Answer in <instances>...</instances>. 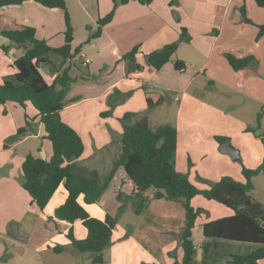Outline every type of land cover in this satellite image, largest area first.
<instances>
[{"label": "crops", "instance_id": "obj_1", "mask_svg": "<svg viewBox=\"0 0 264 264\" xmlns=\"http://www.w3.org/2000/svg\"><path fill=\"white\" fill-rule=\"evenodd\" d=\"M193 1L192 6L187 0H178L176 4L170 6L171 0H153L148 5H142L137 0H129L127 4L116 7L112 19L102 27L99 37L91 42L92 48L88 52L85 51V46L76 41L75 27L73 28L71 25L73 30L71 51L78 49L79 54L83 53L90 59L88 66H81L83 73L78 71L75 66V64L79 65L80 63L79 54L74 60L65 62L55 54H48V63L41 65V72L46 80H51L55 75V70L60 67L69 68L70 76L77 78V81L71 85L66 95V99L70 102L60 112L62 121L77 132L84 144V152L75 161L76 165L95 171L99 177H105L112 169L114 160L119 158L121 153L120 139L123 129L120 119L128 113L138 114L130 121L134 123L142 117V114H145L151 127V110L164 105L165 99L160 90H167L168 88L165 85H160L161 82L158 78L163 67L158 71L145 67L141 72L126 74V66L121 61V57L135 46H139V51L142 54H148L166 44L178 41L182 28L186 30L190 37V42L184 44H191L195 40L196 34H199L197 27L203 25L202 19L204 18L209 19L212 25L220 24L234 36L240 32H246L249 27L251 33L249 36H251L253 45H255L254 39L258 32L257 25H264V9L259 8L253 0ZM242 3L245 4L248 18L252 24H243L242 22L239 12ZM107 4L108 7L104 5L103 11L97 12V21L112 10V1L108 0ZM36 9L39 8L28 5L17 10L0 11V31L15 30L24 25L33 24L27 18L25 11H29L27 15L37 16L39 14ZM48 14L62 15L60 13ZM71 21L72 17H70V23ZM241 24L245 27L240 28ZM32 28L35 29L36 37L37 28ZM109 29H113L112 33L115 34V37L112 36ZM59 32L60 39H58V42L53 43V37L40 40H45L51 48H59L64 43V31L60 29ZM93 32L91 30V34ZM87 39L88 36H85L84 41ZM84 41H82V44H84ZM88 42L90 43V40ZM263 45L264 39L254 46L256 50L253 53L256 59L259 56H257V52ZM249 50H251L250 45L246 41L245 44L235 45L234 48L226 49L223 53L245 54ZM142 54L136 56L137 61L141 64L143 62ZM20 55V49L5 37L0 36V83L5 77L15 74L16 70L13 67V62ZM175 60H179L177 52L174 59L164 67L169 64L173 66ZM181 62L183 63V61ZM247 68L238 72L231 70L235 73H243ZM174 71L185 73L186 68L183 71H176L175 69ZM226 75H229L228 72ZM98 77L100 78L98 82H91V80L93 81ZM194 95L184 94L182 98L179 95L175 96V99L181 105L180 116L177 124L174 125L177 131L176 170L179 173L186 174L191 183L199 190L208 189L209 186L196 181L198 173H201L202 177L209 178L210 182L213 183L224 175H228L236 181H243L242 167L253 169L262 162L264 156L262 142L258 144L249 132L245 133L244 138L236 136V144L229 140L228 142L240 154V158L236 162H233L228 155L218 152L217 148L219 150L220 145L216 143L214 137H224L226 136L225 133L217 128L210 127L207 137L201 139L198 131L202 129L203 124L198 123L192 117L199 112L201 115L205 114L216 121L218 120V109L210 104L199 103L197 98L204 95L203 91ZM148 100L151 103L150 107L147 104ZM1 106L4 108L5 114L10 113L15 118L12 132L24 128L26 125L27 130L32 133L30 135L28 132L10 144L6 143L4 145L5 155H0V253L2 252L0 254V264H15V259L24 255L27 248L36 252L41 260L40 254L44 251L60 254L64 251L62 246L72 251L73 247L70 248L69 245L71 244L66 237L67 232L71 228L76 238L84 239L87 234L86 230L78 229L79 222H76L74 225L66 223L68 227L63 231L64 222L55 225L50 220L54 210L63 203L66 197L64 187L60 186L57 189L43 211L30 205V197L21 187L23 179L21 164L25 156L33 152L29 149L25 154L24 149L20 153V151H17L16 146L21 145L22 142L30 138L40 139L37 157L48 160L52 155V148L46 142L48 140L44 137L45 134L36 112L32 117L34 123L31 126L28 122L29 117L21 112L27 109L29 105L26 106L27 108H21L12 103ZM33 124L36 125L35 131ZM160 124L165 125L159 123L151 128H156ZM7 134L4 137L5 139L8 138ZM218 153L223 156L221 158L222 166L213 160L219 155ZM218 166L221 169L225 167L227 174L220 173ZM122 171L123 169L118 167L108 185H111L113 180L118 178L122 189V191L120 190V197L124 196L132 200L144 199L142 197H145L147 200L146 207L140 211L145 216L141 221L138 220V217L137 220L126 221L122 226L116 221L110 247L103 252L102 264H173L175 261H181L183 252L180 247V236L185 224L181 203L164 199L154 200L152 199L153 191H148L147 195L136 197L133 184ZM107 187L109 188V186ZM202 198V196H196L190 201L193 208H200L204 210V213H208L206 218H204L203 213L197 218L192 230V241L196 247V262L197 264H226L231 255L227 257L219 256L212 262L205 261V257H207L205 247L212 242L221 245L224 242L205 238L202 234V225L231 216L233 212L223 206V209L218 208L212 203L214 201L205 199L208 202H203ZM79 202L82 203L81 198ZM102 204L101 196L96 204L86 206V210L92 217L99 220L104 219L106 214L113 216L112 213L102 208ZM95 206H97V211L93 209ZM117 207L119 208L120 204ZM212 209L218 213L214 215ZM137 216H139L138 213ZM6 224L12 226L9 232L5 229ZM79 224L81 225V223ZM52 240L58 241L57 244L59 245L53 244ZM57 246L61 249L55 252L53 248ZM246 246L248 247V253L254 247ZM91 260L92 256H89L90 264ZM258 264H264V260L259 261Z\"/></svg>", "mask_w": 264, "mask_h": 264}, {"label": "trees", "instance_id": "obj_2", "mask_svg": "<svg viewBox=\"0 0 264 264\" xmlns=\"http://www.w3.org/2000/svg\"><path fill=\"white\" fill-rule=\"evenodd\" d=\"M111 1L112 10L97 21V29L89 35L87 42L99 37L102 27L112 19L116 7L127 4L129 0ZM137 1L142 5H148L153 0ZM177 1L171 0L170 6ZM253 1L259 8L264 9V0ZM28 5L47 13L62 14L65 25L64 43L59 48H51L45 40L37 39L35 29L29 26H23L18 30L0 31V36L8 39L21 51V55L13 62L15 74L5 77L0 83V104L12 103L21 108L31 106L43 128L44 137L51 143L52 148L49 160L29 153L21 164L23 177L21 187L29 195L30 205L43 211L57 189L63 186L66 197L54 210L50 220L55 225L63 222L70 225L81 223L87 232L86 237L76 238L73 229L70 228L66 234L67 239L75 251L93 255L91 264H102L103 252L110 247L116 222L108 214L102 220L92 217L87 212L86 206L99 201L115 170L121 167L126 178L133 184L136 197L153 191L154 200L164 199L181 203L185 221L180 236L183 256L181 261H175L173 264H197L192 230L204 210L191 206L190 201L196 196L214 201L233 212L231 216L204 223L202 234L205 238L254 246L247 254L231 255L226 264H258L259 261L264 260V207L249 196V192L253 189V178L259 174L264 177V156L258 167L254 169L242 167L243 181L224 176L208 189L199 190L186 174L176 170V129L168 124L152 129L145 114L131 123V119L138 114L128 113L120 119L123 129L120 156L114 160L112 169L105 177H99L95 171L75 164L84 152V144L77 132L62 121L60 112L70 102L66 99V95L77 78L70 76L69 68L56 69L51 80H46L41 72V65L48 63L47 56L50 53L59 56L64 62L74 60L79 54L78 49L71 51L73 30L66 2L65 0H0V11L17 10ZM239 12L243 24H252L244 3L241 4ZM257 29L255 45L264 39V25H257ZM181 42H190V37L184 28L180 31L178 41L166 44L148 54H142L139 46H135L121 57V61L126 66V74L141 72L145 67L160 70L174 59ZM138 54H142V64L136 59ZM223 56L235 72L247 68L255 61L252 49L245 54L225 52ZM75 66L83 73L80 63ZM173 67L176 71L185 68L179 60L174 61ZM147 104L148 107L151 106L149 100ZM262 113L263 107L257 113L258 124L262 119ZM245 131L255 134L251 128ZM27 132L25 127L18 129L15 139L24 136ZM214 140L218 145L229 141L228 138L218 136H215ZM261 142L264 147V134ZM196 178L204 182L200 177ZM80 198L82 203L79 202ZM60 249L59 246L53 248L55 252Z\"/></svg>", "mask_w": 264, "mask_h": 264}, {"label": "rangeland", "instance_id": "obj_3", "mask_svg": "<svg viewBox=\"0 0 264 264\" xmlns=\"http://www.w3.org/2000/svg\"><path fill=\"white\" fill-rule=\"evenodd\" d=\"M65 2L67 12L72 17L71 25L73 28L75 27L76 41H79L82 46H85L86 52L91 51V42H94L95 39H90L89 43L86 40L84 41V38L85 36L89 37L91 30L95 31L97 29V12L99 13L100 10L103 11L104 5L108 7V0H65ZM187 2L190 6L194 3L193 0H187ZM176 10L178 11V9ZM25 12L27 18L33 23L27 26L37 28V39L46 40L49 37H53V43L58 42V39H60V29L61 31H65L62 15L48 14L39 9H36V12L39 14L37 16L27 15L29 11ZM202 22H204L203 25L197 27L199 34H196L195 40L191 44L180 43L178 46L177 58L183 61L186 72H175L172 64L163 67L160 71L161 75L158 77L161 82L160 85H165L168 89L160 90L165 102L162 107L151 110L150 125L153 127L159 123H164L174 127L181 113V105L175 99V96L179 95L180 98L184 94L195 96L194 94L203 91L204 95L197 98L199 103L210 104L215 109H218V120H212L207 115H201L199 112L192 116L198 123L203 124L202 129L198 131L200 132L201 139L206 138L208 129L213 127L225 133L226 136L224 137L232 140L236 144V136L244 138L246 136L245 130L251 128L255 132V134L251 133V137L259 144L264 134V45L257 52V56L259 55L260 57L258 56V59L255 58V61L248 66L246 71H243V73H235L225 61L223 51L232 49L235 45L245 44L248 41L250 49H253L254 52L256 49L254 48L255 45H253L251 36H249L251 35L249 27L246 32H240L234 36L229 30L220 26V24L212 25L211 21L207 18L202 19ZM243 27L245 26L241 24L240 28ZM109 32L115 37V34L112 33L113 29H109ZM82 41H84V44H82ZM227 72L229 75H226ZM99 79L98 77L97 79H93V81L91 80V82L96 83ZM261 107H263L262 119L258 124L256 117ZM3 110L4 108L0 105V155H3L5 152L4 145L6 143L10 144L16 140V131L13 130L14 132H12L15 118L10 113L5 114ZM21 112L23 115L25 114L29 117L28 122L32 126V123H34V118L32 117L35 115L34 109L28 106L27 109ZM24 127L27 129L26 125ZM33 128L35 131V124H33ZM7 133L12 134L8 135ZM6 134L8 138L5 139ZM46 142L51 146L49 141ZM16 147L20 153L25 149V154L31 149L32 154L37 157L40 139L30 138ZM217 151L219 152L218 148ZM11 152L13 153L14 151ZM222 157L219 154L213 160L222 166ZM217 168L220 170V173L227 174L225 167L221 169L218 166ZM198 177H202L201 173H198ZM201 179L204 182L198 181L197 178L196 181L205 183L208 186L214 184L207 177H202ZM252 183L253 189L249 192V196L252 200L260 203L264 207V177L259 174L253 178ZM108 186L109 188L107 187L108 189L106 188L102 194L103 204L101 206L106 211L112 213L115 222L117 221L122 226L126 221L132 219L137 220L136 218L138 217V220L140 219L141 221L144 218L145 215L140 213V211L146 207L147 200L145 197H142L144 199L137 200H132L124 196L120 197L122 189L118 178H115L111 185ZM143 195H147V192ZM202 201L208 202L203 198ZM212 203L218 208L223 209L218 203ZM119 204L120 207L118 208L117 206ZM93 209L97 211V206L93 207ZM211 211H214V215L218 213L214 209ZM137 213L139 216H137ZM203 214L205 215L204 218H206L208 213L205 212ZM67 227L68 224L65 223L63 231ZM77 227L78 229L81 228L84 230V227L79 223ZM11 228V225L6 224L5 229L8 232ZM52 241L53 244L59 245L57 244L58 241ZM222 242H224L222 245L212 242L205 247L207 251L205 261L212 262L215 258L222 255L227 257L228 255H244L248 253V247L246 245L234 244V242L227 241ZM69 246L71 248V245ZM62 248L64 251L60 254H55L52 251H44L40 254L42 260L36 252L27 248L26 253L17 257L14 262L15 264H90L89 256H93L91 253H80L73 249L71 251L63 246Z\"/></svg>", "mask_w": 264, "mask_h": 264}, {"label": "water", "instance_id": "obj_4", "mask_svg": "<svg viewBox=\"0 0 264 264\" xmlns=\"http://www.w3.org/2000/svg\"><path fill=\"white\" fill-rule=\"evenodd\" d=\"M219 151L222 153V154H226L230 157V159L233 161V162H236L239 160L240 158V154H239V151L234 148L230 142H224L220 145L219 147Z\"/></svg>", "mask_w": 264, "mask_h": 264}, {"label": "built area", "instance_id": "obj_5", "mask_svg": "<svg viewBox=\"0 0 264 264\" xmlns=\"http://www.w3.org/2000/svg\"><path fill=\"white\" fill-rule=\"evenodd\" d=\"M79 58H80V63L82 66L86 67L90 64V59L83 53L79 54ZM183 71V70H181Z\"/></svg>", "mask_w": 264, "mask_h": 264}]
</instances>
